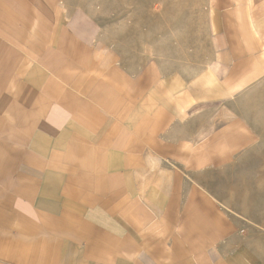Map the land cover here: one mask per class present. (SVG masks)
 <instances>
[{"label":"crops","instance_id":"crops-1","mask_svg":"<svg viewBox=\"0 0 264 264\" xmlns=\"http://www.w3.org/2000/svg\"><path fill=\"white\" fill-rule=\"evenodd\" d=\"M212 1L159 53L0 0V264H264V0Z\"/></svg>","mask_w":264,"mask_h":264},{"label":"rangeland","instance_id":"rangeland-1","mask_svg":"<svg viewBox=\"0 0 264 264\" xmlns=\"http://www.w3.org/2000/svg\"><path fill=\"white\" fill-rule=\"evenodd\" d=\"M92 24L104 46L118 42L139 51H190L211 35L212 0H62Z\"/></svg>","mask_w":264,"mask_h":264}]
</instances>
